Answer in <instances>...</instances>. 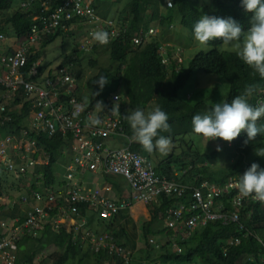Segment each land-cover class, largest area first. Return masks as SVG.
<instances>
[{
	"label": "trees",
	"instance_id": "obj_1",
	"mask_svg": "<svg viewBox=\"0 0 264 264\" xmlns=\"http://www.w3.org/2000/svg\"><path fill=\"white\" fill-rule=\"evenodd\" d=\"M14 1L0 0V12L11 9ZM110 1L94 0L93 7L103 19H113L121 25V36L102 48L95 46L91 52L94 58L90 59L87 68L83 67L79 46L60 65L72 69L78 82L79 101L88 110H94L98 109V105L107 107L114 103L111 97L118 95L121 111L115 110L117 113L121 112L127 134L134 138L145 128L150 130L146 139H139L131 147L147 157L154 141L172 142V153L156 166L159 175L176 179L183 184L191 183V179L197 176L199 182L209 180L213 183L232 178L241 182L243 187L241 192H233L225 197L223 219L201 227L187 241H178L183 252L174 255L163 251L169 245L173 247L171 240L170 244L159 243L161 236L168 234L171 239L174 234L164 228L160 214L180 202L185 205L187 203L178 197H161L160 203L151 210L152 219L143 233L146 244L143 253L146 252L147 261H152L151 255L159 250L157 256L160 262L172 264H240L245 258L254 259L249 264H264V35L252 37V28L264 29V0H113L108 4ZM22 2L27 4V8L22 4L6 21L14 38L19 40L29 34L35 17H43L41 11L44 4H49L51 10L62 5V0ZM119 7L120 11L111 13V8ZM203 19L210 26L207 31L202 28ZM73 21V24L80 25L82 20ZM154 24L160 28V35L145 45L136 46L134 38L145 35ZM177 27L187 33H177ZM222 30L233 33L235 40L242 47H247V51L223 52L221 47L228 40L229 34L218 35ZM213 31L216 32L212 33ZM199 33L203 34V49L196 50L187 64L185 50L195 42L194 36ZM63 34L59 30L45 39L39 57ZM166 44L171 46L165 48V53L162 54V47ZM12 48L10 45L6 54ZM102 54L108 56L109 66L100 63ZM41 59L43 60V55ZM163 59L167 64L163 65ZM49 67L44 64L41 73ZM89 70L93 73H88ZM199 74L210 76L212 80H220L225 84L223 87H226L228 96L224 99L217 86L211 88L213 100H204L192 94L188 84L193 76ZM0 90V102H3L4 88L0 86ZM86 92H89V97ZM193 99L197 102L193 103ZM20 105L23 107L17 111L16 106ZM12 107L15 111L10 113ZM7 111L12 121L0 124V138L18 134L26 125L29 106L23 93L7 101ZM205 133L219 135L216 140H219L221 146L203 155L201 149L194 150L195 140L191 136L198 137ZM227 135L232 136L230 142L225 140ZM39 140L41 147L49 155V163L36 168L35 175L41 176L46 184L59 183L62 180L60 174L65 172L63 163L66 159L62 149L68 148L69 143L60 136L53 139L43 137ZM258 148H261L259 156L253 154ZM146 150L148 154L144 153ZM205 160L212 162L215 168L204 166ZM187 170L188 176L182 177V173ZM14 176L19 182L24 180L22 175ZM102 177L120 191V182L116 180L120 177ZM199 182L194 184L198 185ZM37 183L43 182L40 180ZM11 185L12 188L17 186L16 183ZM34 188L37 189V186ZM17 189L22 192V187L18 186ZM240 193L260 200L252 203L244 201L243 206L234 205L233 200ZM3 195L0 182V199ZM119 195L121 196L120 193ZM18 196L19 194L14 195L11 199ZM86 210L87 206L81 207L83 216L87 215ZM0 211V216L5 220L20 216L18 208L10 211V214L4 212L5 206ZM233 216H237L238 220H233ZM23 222L24 218L21 217L17 226ZM98 226L113 234L117 246L128 248L130 244L134 245V238H129L125 231L116 232L107 222ZM73 237V233L63 229L56 232L50 225L37 238L25 236L19 242L17 264H41V261L36 262V257L43 252L47 253L43 264H71L70 262L75 261L74 264L124 263L116 254L111 255L108 249L95 253L89 245H77L73 242ZM152 239L156 241V245L151 244ZM120 240H125L126 243H121ZM141 257L143 256L139 259Z\"/></svg>",
	"mask_w": 264,
	"mask_h": 264
},
{
	"label": "built area",
	"instance_id": "obj_2",
	"mask_svg": "<svg viewBox=\"0 0 264 264\" xmlns=\"http://www.w3.org/2000/svg\"><path fill=\"white\" fill-rule=\"evenodd\" d=\"M23 6L25 8L27 4ZM41 14L43 17L34 18L29 34L22 40H16L12 51L0 57V86L4 88L2 97L6 101V104L0 102V124L12 121L7 113V101L15 99L18 94L23 93L29 106L22 131L0 138V164L7 172L26 177L35 168L49 163V155L41 147L39 138L53 139L57 136L69 143L68 148L62 149L67 163L59 183L46 184L40 176L33 181L38 188L30 189L21 199H0V208L20 210V216L1 225L0 264H17L19 242L25 236L37 237L48 225L56 232L64 229L73 233L74 243L89 245L95 253L108 249L111 255L124 259V264H132L134 255L129 249L117 246L113 235H98L86 228L88 221L82 217V206H87V214L112 222L122 212L132 210L133 200L148 207L161 197L181 198L187 205L180 202L169 207L161 219L164 220V228L174 233V239L182 241L189 239L197 229L223 219L225 197L241 192V182H199L197 176L191 179V183L183 184L159 175L150 158L132 150L134 143L149 135L150 131L144 129L134 138L127 134L122 114L115 110L121 111L118 95L111 97L114 103L107 107L98 105V109L88 110L77 97V80L69 67L54 71L49 68L41 73L45 64L42 55L39 57L42 43L60 28L68 30L69 22L78 19L82 20L80 25L87 26H84L86 31L79 44L81 52L86 53L93 51L95 46H105L119 38L121 25L112 19H103L94 9L92 0H62V5L52 10L49 4H44ZM0 39L8 40L4 36ZM142 42L141 37L134 38L136 45ZM16 107L20 110L23 105ZM114 138H121L127 145L108 147L107 141L117 140ZM84 171L124 179L132 190V200L109 197L111 188L87 189ZM188 172H183L182 177H187ZM40 180L43 183H37ZM197 181L199 184L195 185ZM247 200L253 202L256 198L240 193L233 203L243 206ZM21 217L24 222L17 226ZM232 219L238 220V217L233 216Z\"/></svg>",
	"mask_w": 264,
	"mask_h": 264
},
{
	"label": "rangeland",
	"instance_id": "obj_3",
	"mask_svg": "<svg viewBox=\"0 0 264 264\" xmlns=\"http://www.w3.org/2000/svg\"><path fill=\"white\" fill-rule=\"evenodd\" d=\"M107 1V0H105ZM113 0H111L108 4L112 3ZM105 5H107V2H104ZM22 0H15L13 2L12 8L7 10V11H3L0 12V35H3L5 38H7V41H1L0 39V54L4 53V49L5 47L8 49V47L6 45L10 44L11 41H9V38L13 39L14 38V33L11 31L12 29L10 28L9 24L6 23V21L8 20V18L12 17L13 14L20 9V7H22ZM125 5V4H124ZM122 8V6H121ZM106 9V7H105ZM117 10L120 11V7L119 8H111L110 11L111 13L114 12H118ZM101 13H103L102 10H99ZM112 15V14H111ZM6 24V25H4ZM202 28L204 30L207 31V29H210V26L208 25L207 21L205 19H203V23H202ZM175 30L177 31V33H181V34H186L187 32L182 31L179 27L175 28ZM216 31H213L212 33H215ZM189 34H191L193 36L192 33L188 32ZM218 35H222V34H229L228 36V40L224 43V45L221 47L223 52H227V53H235V52H246L247 51V47H242L234 38L233 33H229V31L226 30H222L219 33H217ZM160 35V34H159ZM158 35V36H159ZM157 36V37H158ZM194 40L195 42L192 43L186 50V57H187V64L189 63V61H191V59L194 57V55L196 54V50H201L203 49V43H204V38H203V34L199 33L197 36H194ZM213 36H211L210 39H212ZM183 37H181L182 39ZM82 38L79 39V37L76 35L74 36H69V35H65L63 34V36L58 37L49 47H47L43 53V60H45V64L47 66H50L51 69L55 70L56 67L58 65H60L65 57L67 55H71L74 51V48L76 46H79L80 42H81ZM182 41V40H180ZM102 48V47H99ZM79 55L81 57V60L83 61V67L87 68L88 62L90 61V59L94 58V56H91V52H89L88 54L80 52L79 51ZM3 56V55H2ZM1 57V56H0ZM100 57L102 59H100V63L102 65H106L109 66L110 62L108 60V56L102 54L100 55ZM90 72V74H92L93 72L91 70L88 71V73ZM214 86H217L220 90L221 96L223 95V98L225 99L228 96V91L226 89L225 84H223L220 80H212L210 76H206V75H195L191 78L188 87H190L189 91H192V94H195V96L200 97L204 100H207L208 98H210L209 100H213V95L212 92L213 90L211 88H213ZM1 92V90H0ZM184 93V91H183ZM87 97H89V92H86ZM193 103L197 102L196 99H193L192 101ZM17 111H19L18 108H16ZM12 111H15V108H12ZM191 138H193L195 140V145L196 147L194 150H200L203 152V155L210 153V150L212 149H218L220 147V142L219 140L212 139V138H206L203 135H198V137L196 136H191ZM232 136L231 135H227L225 137V140L227 142H230ZM143 139V138H142ZM115 144H117V147H123L126 146L127 142L124 140H115L113 141ZM171 143V144H170ZM202 143V146H201ZM155 145H157V150L151 151V153L149 154V157L153 163L154 166H157L158 161H164L168 158V155L172 153L173 150V146H172V142H168L166 140H162V141H155ZM108 147L114 148L112 144H108ZM116 147V146H115ZM176 148V147H175ZM177 150L180 153L179 150V146L177 145ZM67 150H65L66 152ZM148 154V151H144V153ZM255 155L259 156L261 153V148L257 151H253ZM68 153V152H67ZM70 154V153H68ZM261 157V156H260ZM264 161V159H263ZM63 163V162H62ZM66 163V160H65ZM65 163H63L65 165ZM15 175V174H14ZM13 174L7 172L5 170V166L0 164V182L1 185L3 187V191H4V195H3V199L8 198L9 196H14V195H18L20 193V190L18 191V186L19 187H24V185L26 183H28V180L24 179L22 180V182H19L18 178H16ZM85 179L87 182H91L94 175H92V173L90 172H86L85 173ZM61 179V178H60ZM11 183H16L17 186L15 188H12ZM38 188V186H37ZM1 204V203H0ZM1 213V212H0ZM0 221H6L5 219H2V217L0 216ZM1 230V229H0ZM163 251H165L166 253H169L171 255L176 254V250L171 246H167ZM159 254V250L154 251V255H151L152 261H150L149 263L151 264H172V262H160V259L158 258ZM145 257V258H144ZM36 261L37 263H39L41 261V264H43L44 261H46L47 258V253L43 252V253H39L37 254L36 257ZM145 260H147L146 257V252L143 253V257ZM250 259L249 258H245L242 262H240V264H249ZM71 264L76 263L75 262H70ZM251 263V261H250ZM199 264V263H198Z\"/></svg>",
	"mask_w": 264,
	"mask_h": 264
},
{
	"label": "crops",
	"instance_id": "obj_4",
	"mask_svg": "<svg viewBox=\"0 0 264 264\" xmlns=\"http://www.w3.org/2000/svg\"><path fill=\"white\" fill-rule=\"evenodd\" d=\"M23 3H25V2H23ZM11 43H12V41H11ZM7 51H8V49L5 47L4 53L0 54V56L6 55ZM77 84H78V82H77ZM12 108H14V107H12ZM146 138L147 137H143V139H146ZM108 143L113 145L114 142L108 140L107 144ZM156 148H157V145H155V141H154L152 143L151 151L157 150ZM151 151H150V153H151ZM145 156H147V155H145ZM148 158H150V157H148ZM159 162L160 161H158V163ZM41 167H43V166H40L37 168H41ZM35 171H36V168L34 169L32 174H28L26 177H24V179L28 180V183H26L24 185V187H22V192L19 193V196L16 199L12 198L13 200H19L26 193H29L28 191H30V189H35L34 187L37 185L34 184L33 181L35 178L40 177L39 175H35ZM92 175H94V177H93L91 182H87V189L100 188L101 190H103L105 188H111L112 192L110 194H108L109 197L120 199V200H125V199L132 200V190L128 187V185L124 179H120V178L116 179L120 182V186H121L120 191H118L114 188V186L112 184L108 183L106 181V178H103L102 175H95L93 173H92ZM83 180L86 181L85 176H83ZM30 184H32V185H30ZM119 193L121 194V196L119 195ZM8 198L11 199V196ZM132 203H133L132 210L122 212L119 215V217L116 218V220L112 223V227H113L114 231H116V232L117 231H125L129 238H134L132 240L134 245L132 246L130 244L128 248H129V251L135 252L136 257H139V256H143V251H145V248H146V244L142 242L144 239L143 233H144L145 227H147L146 225L148 223H150V220L152 219V214L148 210L147 207H144L145 205H143L142 203H138L137 201H134V200L132 201ZM0 210H1V208H0ZM10 211H12V210L6 209L4 212L10 214ZM13 218L14 217H10V219H13ZM10 219H7L6 221L0 222V229H1L0 233L2 232V227H1L2 223L8 222ZM95 231L99 232L98 235H104L103 230L96 229ZM135 235H137L136 236L137 238L135 237ZM160 238H159V241H161L163 244H167V240H166L167 237L165 235L161 236ZM135 240H137V241H135ZM120 242L126 243L125 240H120ZM49 264H51V262Z\"/></svg>",
	"mask_w": 264,
	"mask_h": 264
},
{
	"label": "clouds",
	"instance_id": "obj_5",
	"mask_svg": "<svg viewBox=\"0 0 264 264\" xmlns=\"http://www.w3.org/2000/svg\"><path fill=\"white\" fill-rule=\"evenodd\" d=\"M93 1L94 0H92V4H93ZM27 7H25V9H26ZM98 14H99V12H98ZM113 20V19H112ZM73 24V23H75L74 21H71V22H69L68 24H67V27H68V30H63L62 28H60L59 30H62V32L65 34V35H71V36H78L79 37V39H81L82 38V36H84V33H85V31H86V28L85 27H87L86 25H84V26H82V25H78V24H73L72 26H69L70 24ZM118 23V22H117ZM58 30V31H59ZM151 30H153L154 32L153 33H151ZM252 30H253V34H252V37L253 38H256V37H259V36H262V35H264V29H260V28H257V27H255V28H252ZM57 31V32H58ZM160 34V28L159 27H157L155 24L148 30V32L145 34V35H137V37H141L142 38V40H143V42H142V44L141 45H145L146 43H149L153 38H155V37H157L158 35ZM1 36H3V35H0V37ZM136 38V37H135ZM16 40H19V39H16V38H13V39H11V38H9V41H12V43L10 42V44H8V45H6V46H10V45H12V47H14V45H16ZM2 41V40H1ZM135 44V43H134ZM136 45V44H135ZM141 45H136V46H141ZM106 46V45H105ZM169 46H171V44H166V45H163V47H162V54H164L165 53V48H167V47H169ZM100 47H103V46H100ZM12 50V49H11ZM81 52V51H80ZM92 52V51H91ZM9 53V52H8ZM83 53H86V52H83ZM86 54H88V53H86ZM42 55H43V53H42ZM162 63H163V65H165V64H167V61L165 60V59H163L162 60ZM62 64V63H61ZM60 64V65H61ZM60 65H58L57 67H56V69H59L60 67H62V66H60ZM50 68V67H49ZM69 69L71 70V72L73 73V71H72V69L69 67ZM50 71H54L53 69H51L50 68ZM74 74V73H73ZM145 129H148V128H145ZM149 130V129H148ZM150 131V130H149ZM150 134V133H149ZM204 137H206V138H212V139H215V141H216V137L217 136H219V135H214V134H210V133H205V134H202ZM146 137H148V135L146 136ZM221 146V145H220ZM206 155V154H205ZM205 164H204V166H211V167H214L215 168V165L212 163V162H210L209 160H205ZM200 163V162H199ZM62 174H60V176H61ZM242 179H243V177H242ZM209 181V180H208ZM238 182V181H236V180H234V179H232V178H230V179H227L225 182H221V183H214V184H225V183H227V182ZM209 182H211V181H209ZM211 183H213V182H211ZM242 189H243V187H242ZM250 197V196H249ZM250 198H252V197H250ZM120 200V199H119ZM258 200H260V198H258ZM257 200V201H258ZM246 202H248V203H252V202H249V200H247ZM160 203V199L158 200V202L157 203H153L152 205H150V206H148L147 208H148V210L151 212V210L152 209H154L155 208V205H158ZM152 213V212H151ZM88 216V217H87ZM161 216H162V214H160V219H161ZM82 217H86V219H87V221H88V225H87V227L86 228H88V229H90L92 232H94V233H96V234H99V232H97V231H95L96 229H100V230H103L104 231V234H106V233H108V234H111V235H113L112 233H109L108 231H105L104 230V228H102V227H100V226H98V225H100V224H102V222H107L108 224H111L112 225V223L116 220H113L112 222H109V221H104V220H101L100 219V217H98V216H93L92 214H90V213H88L86 216H83L82 215ZM119 217V216H118ZM117 217V218H118ZM161 220H163V219H161ZM163 223H164V220H163ZM102 228V229H101ZM166 229V228H165ZM200 229V228H199ZM199 229H197V230H199ZM64 230V229H63ZM167 230V229H166ZM196 230V231H197ZM168 231V230H167ZM195 231V232H196ZM168 232H170V231H168ZM168 234H165V236L167 237V243H169L170 244V240L172 241V243H173V248L176 250V254H181L182 252H183V249H181V248H179V246H178V244H177V242L178 241H182L180 238L179 239H174L175 237H173V235H172V237H171V239H170V237H168L167 236ZM37 237H39V235L37 236ZM37 237H35V238H37ZM161 239V238H160ZM190 239V238H189ZM189 239H186V240H184V241H187V240H189ZM162 240V239H161ZM184 241H182V242H184ZM143 243H145V241H142ZM156 242V241H155ZM161 241H159V243H160ZM162 243V242H161ZM176 243V244H175ZM237 243V242H236ZM151 244H153V245H156V244H154V243H151ZM163 244V243H162ZM238 244V243H237ZM77 245H79V244H77ZM163 245H166V244H163ZM79 246H81L82 247V245H79ZM125 249V248H124ZM126 249H129V248H126ZM179 250H181V252H179ZM132 252V254L134 255L133 256V263L132 264H139V263H143V264H151V263H149L150 261H147V260H145V259H139L140 258V256L139 257H136V254H135V252L134 251H131ZM19 254H20V252H19ZM37 259V258H36ZM250 259V261H253L254 259L253 258H249ZM124 260V259H123ZM125 261V260H124ZM37 262V261H36ZM263 263H264V260H263ZM124 264V263H123Z\"/></svg>",
	"mask_w": 264,
	"mask_h": 264
}]
</instances>
